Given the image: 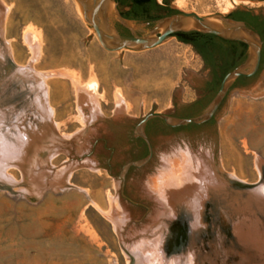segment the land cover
I'll return each mask as SVG.
<instances>
[{"label": "rangeland", "instance_id": "obj_1", "mask_svg": "<svg viewBox=\"0 0 264 264\" xmlns=\"http://www.w3.org/2000/svg\"><path fill=\"white\" fill-rule=\"evenodd\" d=\"M228 1L180 7L264 12V0L227 11ZM212 80L175 36L110 52L77 0H0V134L21 150L0 176V264H140L161 242L174 264H264V207L248 190L264 196V97L232 94L214 125L150 119L153 156L140 164L150 156L141 122L199 106ZM116 207L117 227L104 215Z\"/></svg>", "mask_w": 264, "mask_h": 264}, {"label": "water", "instance_id": "obj_2", "mask_svg": "<svg viewBox=\"0 0 264 264\" xmlns=\"http://www.w3.org/2000/svg\"><path fill=\"white\" fill-rule=\"evenodd\" d=\"M77 1L83 10L86 20L93 26L101 45L110 52L127 49L135 51L153 49L163 44L173 34L181 31H200L219 36L225 40L241 41L249 45L248 59L226 75L223 80L222 89L215 100L214 93L212 92L199 106L188 110L153 113L141 122L139 125L141 129L140 134L148 141L151 154L148 159L140 164H146L153 156L152 144L142 129L150 119L154 117L162 118L167 125L172 127L190 123H204L210 120L219 110L231 86L232 88L226 100L232 94L239 91L264 97V68L260 71L263 59L264 39L246 22L235 20L228 16L230 13L226 15L221 14L218 17L201 16L182 9L173 0L171 7L180 12L167 16L157 22L138 23L123 16L116 0ZM160 2H163V0H160ZM261 13L264 14V12ZM118 26H121L124 32H128L131 35L121 34L117 29ZM253 76L255 77L245 87L239 85L241 82L236 84L237 79L240 77ZM190 115L200 116L185 119L178 118ZM248 190L256 204L261 208L264 207V196L260 195L259 190H256L254 186L249 187ZM261 229L264 232V225H262Z\"/></svg>", "mask_w": 264, "mask_h": 264}, {"label": "flooded vegetation", "instance_id": "obj_3", "mask_svg": "<svg viewBox=\"0 0 264 264\" xmlns=\"http://www.w3.org/2000/svg\"><path fill=\"white\" fill-rule=\"evenodd\" d=\"M164 1L165 0H163V2H160V0H158V2L160 4H164ZM117 3H118L120 11L123 14H125V15H123L125 18H127L131 21L138 22V23L153 22L152 20L143 21V19L148 18L150 13H147L146 10L138 9L136 7V4L134 3V1H132V0H117ZM124 3H127L128 6H124ZM234 12L235 13L233 14V16L231 18H233L235 20L244 21L247 24H250L251 27L257 33H259L261 36L264 34V14H262L261 12H256L254 9H251V8H238ZM151 14H153L154 16H159V15L162 16V15H166V12L154 10L151 12ZM117 29L119 30V32L121 34L131 35L128 32H124L121 29V26H118ZM217 37L218 38L215 39L216 43H221V44L226 45L227 49L230 51H233V52L228 53L226 55H223V54L217 52L215 48L208 47V46L206 47L204 45H198L202 51L200 55L203 57V59L206 63V66L209 68V70L213 74V80L209 83V85H208L209 87L207 90L209 92L214 93V100L218 96V94L220 93V91L222 89L223 81L220 84H218V82L221 80L224 73H226L228 70L235 67L236 65H238V67L241 65L240 64V62H241L240 54L244 50V46L240 43L241 41H232L230 43V42L222 41L223 38H221L219 36H217ZM192 46H194V45H192ZM194 47H197V44ZM263 51H264V48H263ZM254 77L255 76L246 77V79L243 80L241 83H239V85L243 86V87L247 86L249 84V81L252 80ZM231 88H232V86L228 90L227 95L224 98L222 105L224 104ZM198 104H199V102H196L194 105L196 106ZM222 105L220 106V108L222 107ZM220 108H219V110H220ZM219 110L216 112V114L210 120H208L204 123H201V124L190 123V124L181 125L178 127H172V126H169L167 124L166 125L169 127H172V128H179V129H184V128H187L190 126L214 125L216 123V118H217V114H218ZM200 115H197V116H200ZM197 116H195V117H197ZM178 118L185 119L187 117H178ZM164 122H165V120H164ZM147 126H145V134H146V136H149V131H148ZM150 154H151V148H150Z\"/></svg>", "mask_w": 264, "mask_h": 264}, {"label": "bare ground", "instance_id": "obj_4", "mask_svg": "<svg viewBox=\"0 0 264 264\" xmlns=\"http://www.w3.org/2000/svg\"><path fill=\"white\" fill-rule=\"evenodd\" d=\"M238 1L239 0H229L228 1L227 11L229 10L228 8H232L236 3H238ZM176 2L178 3L179 6H183L185 4L186 0H176ZM81 11L83 12L82 8H81ZM28 43H29V45L31 47H34V45L32 46V44H31V42L29 40H28ZM34 51H36V50H34ZM37 51H39V50L37 49ZM31 73H32L33 76H35V78L40 79L41 82H42V83L41 82L40 83L43 84L46 87L45 80L42 79L40 74H37V73H34V72H31ZM79 92H80V95H82V91L80 90ZM20 152H21L20 149H18L16 146H13L9 141H6V139L3 137V135L0 134V176H2V177L7 176L8 177V175H6V170H4L3 168L5 167V165L9 161L16 159L18 157V155L20 154ZM196 160H194L195 161L194 162L195 163V167H193L195 169L194 170L195 172L193 171L194 175H191V177L195 176L194 180L195 181L197 180V181L195 183H193L194 181L191 180V182L193 183V186H194L193 188L197 189V199H196V201L199 204L201 202L203 193H205V191L207 190V184L205 182L204 167L201 165L200 160H197V161ZM259 167L261 168V162L259 163ZM117 208H119V207L111 208L110 210H108V211H106L104 213V215L107 217V219H109L116 227L118 226L119 219H120L119 209H117ZM162 244H163V242L159 243L157 246H154L156 248L153 249V250L144 251L143 254H141V252H140V254H137L138 255L137 257L140 259V264H174V263L168 262L165 259L164 253H163ZM149 246H150V244H149ZM149 246H147V247H149ZM137 252H139V251H137Z\"/></svg>", "mask_w": 264, "mask_h": 264}, {"label": "trees", "instance_id": "obj_5", "mask_svg": "<svg viewBox=\"0 0 264 264\" xmlns=\"http://www.w3.org/2000/svg\"><path fill=\"white\" fill-rule=\"evenodd\" d=\"M132 1H134V3L136 4V7L138 9L146 10L147 13H150L148 18L143 19V21L152 20L154 22H157V21H159V20H161L167 16H171L173 14L180 12L179 10L173 9L171 7V3L173 2V0H165L164 4H160L158 2V0H132ZM124 6H128L127 3H124ZM154 10L164 11V12H166V15L154 16L153 14H151V12ZM234 13L235 12L233 11L228 16L232 17ZM123 15H125V14H123ZM248 25L251 27L250 24H248ZM172 36L177 37L181 42L186 43V44H190V45H194V46H196V44H197V47H195V49L199 54H201L202 51L198 45H204L206 47L208 46V47L215 48L217 52H219L223 55H226L228 53L233 52V51L226 49L225 47H221V45H219V43H216L215 39L218 37L216 35H213V34L203 33L200 31H181V32H177V33L173 34ZM262 38L264 39V34L262 35ZM222 41L230 42V43L232 42V41L225 40V39H222ZM240 43L244 46V50L240 54V60H241L240 64H243L248 59V56H249V45L247 43H244V42H240ZM237 67H238V65H236L235 67L231 68L226 73H224L223 77L218 82V84H220L223 81V79L226 77V75L229 72L233 71ZM263 68H264V51H263V59H262V65H261L260 71ZM245 79H246V77L238 78L236 81L237 82L236 84H238L239 82H242ZM195 116H197V115H190L187 118H192Z\"/></svg>", "mask_w": 264, "mask_h": 264}]
</instances>
